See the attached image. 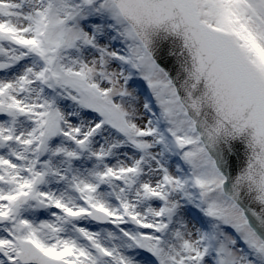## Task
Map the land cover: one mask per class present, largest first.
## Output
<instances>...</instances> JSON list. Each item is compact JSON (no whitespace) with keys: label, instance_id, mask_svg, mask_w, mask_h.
I'll list each match as a JSON object with an SVG mask.
<instances>
[{"label":"snow or ice","instance_id":"1","mask_svg":"<svg viewBox=\"0 0 264 264\" xmlns=\"http://www.w3.org/2000/svg\"><path fill=\"white\" fill-rule=\"evenodd\" d=\"M0 264H264V0H0Z\"/></svg>","mask_w":264,"mask_h":264}]
</instances>
